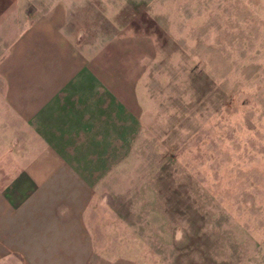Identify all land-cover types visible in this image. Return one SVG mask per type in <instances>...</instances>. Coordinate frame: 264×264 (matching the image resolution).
<instances>
[{
  "label": "rangeland",
  "instance_id": "374dc122",
  "mask_svg": "<svg viewBox=\"0 0 264 264\" xmlns=\"http://www.w3.org/2000/svg\"><path fill=\"white\" fill-rule=\"evenodd\" d=\"M107 7L75 26L118 44L152 95L143 161L115 179L139 264H264V0Z\"/></svg>",
  "mask_w": 264,
  "mask_h": 264
},
{
  "label": "crops",
  "instance_id": "0c3cea01",
  "mask_svg": "<svg viewBox=\"0 0 264 264\" xmlns=\"http://www.w3.org/2000/svg\"><path fill=\"white\" fill-rule=\"evenodd\" d=\"M126 1L0 0V264H139L115 179L143 161L152 95L75 26Z\"/></svg>",
  "mask_w": 264,
  "mask_h": 264
}]
</instances>
